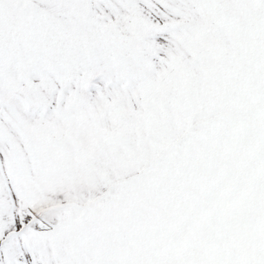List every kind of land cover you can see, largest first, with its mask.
Wrapping results in <instances>:
<instances>
[{
    "label": "snow or ice",
    "instance_id": "1",
    "mask_svg": "<svg viewBox=\"0 0 264 264\" xmlns=\"http://www.w3.org/2000/svg\"><path fill=\"white\" fill-rule=\"evenodd\" d=\"M0 264H264V0H0Z\"/></svg>",
    "mask_w": 264,
    "mask_h": 264
}]
</instances>
